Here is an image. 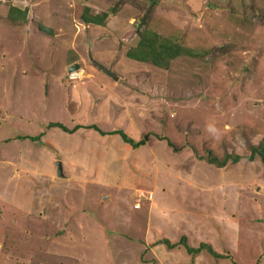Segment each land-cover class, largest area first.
I'll return each mask as SVG.
<instances>
[{
	"label": "rangeland",
	"instance_id": "1",
	"mask_svg": "<svg viewBox=\"0 0 264 264\" xmlns=\"http://www.w3.org/2000/svg\"><path fill=\"white\" fill-rule=\"evenodd\" d=\"M263 140L264 0H0V264H264Z\"/></svg>",
	"mask_w": 264,
	"mask_h": 264
},
{
	"label": "trees",
	"instance_id": "2",
	"mask_svg": "<svg viewBox=\"0 0 264 264\" xmlns=\"http://www.w3.org/2000/svg\"><path fill=\"white\" fill-rule=\"evenodd\" d=\"M16 11H17L16 9H13L10 12L9 16L12 20L26 19V15H27L26 11L23 12H19V11L16 12ZM115 11H116L115 8H113L110 14H113ZM108 16L109 14L107 12L96 15H89L87 12H85L82 16V20L90 24L104 25ZM139 35L141 39L138 45L127 52V56L133 60L140 62H151L158 68L168 69L171 61L183 55L190 54V51L187 50L186 48L182 47L178 43H174L168 39L162 38L158 34H155V40L150 43L147 42L145 34L140 33ZM50 126L52 128H60L67 133H74L79 129L86 128V129H92L93 131L98 132L102 136L118 135L123 140L124 143L130 145L133 149H139L140 147L144 146L149 139V136H146L143 140L137 142L129 138L123 131L115 130L111 132H104L96 125L86 126V127L77 126L74 129H69L61 123L54 122V123H50ZM167 143L171 144V142L168 140ZM251 151L252 154L247 159L253 161L256 158V156H260L262 160H264V140L259 148L253 147ZM230 159H232V156L226 155V157L223 160H219L217 157L212 156L210 152L206 156V161L209 164L212 165L214 164L217 165L218 167H224ZM240 159H242V157L240 158L239 156H235L232 160V163L233 162L239 163ZM162 242L165 243L169 249L176 247L178 245H182L185 247L189 255L195 256L203 251H208L210 254H214L215 256L222 257L220 253L216 252L209 244L206 243H201L200 246L197 248L190 247L188 245L186 237H182L181 240L175 244H172L169 240H163Z\"/></svg>",
	"mask_w": 264,
	"mask_h": 264
},
{
	"label": "water",
	"instance_id": "3",
	"mask_svg": "<svg viewBox=\"0 0 264 264\" xmlns=\"http://www.w3.org/2000/svg\"><path fill=\"white\" fill-rule=\"evenodd\" d=\"M92 63L99 69L101 70L106 76H109L111 78H113L114 80H118V77L116 76V74L108 69L107 67H105L103 64L99 63V62H96L95 60L92 59ZM79 64H74L72 66H70L68 68V71L69 72H73L74 70H77L79 68ZM57 166V173L59 176H63V173H62V163L61 162H57L56 164Z\"/></svg>",
	"mask_w": 264,
	"mask_h": 264
},
{
	"label": "clouds",
	"instance_id": "4",
	"mask_svg": "<svg viewBox=\"0 0 264 264\" xmlns=\"http://www.w3.org/2000/svg\"><path fill=\"white\" fill-rule=\"evenodd\" d=\"M97 62V61H96Z\"/></svg>",
	"mask_w": 264,
	"mask_h": 264
}]
</instances>
